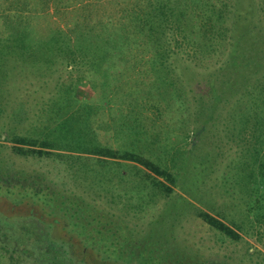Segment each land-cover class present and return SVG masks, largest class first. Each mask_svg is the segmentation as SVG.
Here are the masks:
<instances>
[{"label": "rangeland", "instance_id": "374dc122", "mask_svg": "<svg viewBox=\"0 0 264 264\" xmlns=\"http://www.w3.org/2000/svg\"><path fill=\"white\" fill-rule=\"evenodd\" d=\"M18 1L21 4L0 0V30L9 21L18 20L23 25L28 23L43 38L50 27L66 30L78 21L87 26L109 20L120 22L119 10L128 4V0H26L27 5L21 9L24 0ZM64 3L69 6L63 7ZM260 4L262 0H244L238 8L251 6L250 22L258 36L264 34ZM233 35L229 29L222 52L219 50L200 67L191 62L188 65L184 59L177 61L179 68L189 69L183 77L188 80L184 84L188 108L181 116H161L150 104L141 107L138 103L135 107L141 111L151 145L160 143L149 155L155 159L158 155L177 177L170 195L156 187L151 196L150 186L146 187L141 177L147 170L136 163L112 159L99 162L96 157L82 160L73 153L64 157L14 153L9 141L12 135L49 138L51 97L63 79L74 80L77 74L61 64L51 72L50 67L39 68L8 54L6 77L2 78L5 83L1 81L4 96L0 99V247L6 245L8 250H0L4 254L0 264H81L84 260L95 264H123L126 260L135 264H264V249L257 235L241 232L242 238L232 241L198 216L199 210L214 214V210L229 212L234 206L232 194L225 193L223 178L239 151L224 129L225 119L203 124L205 129L197 134L198 124L194 123L199 99H209V82L213 78L220 82L215 72L231 49ZM126 73L122 94L136 89L139 82L138 73ZM82 89L81 98L89 100L92 91L88 86ZM110 98V103L95 112L104 126L113 124L122 112L120 107L126 111L135 101L124 97L121 104L119 98ZM234 99L230 98L222 114ZM178 116L180 122L185 121L181 128L174 126ZM103 131L105 134L99 132L98 137L104 143L133 150L128 134L115 139L113 129L105 127ZM166 141L175 144V151L180 149L175 160L174 149L162 150ZM183 150L188 151L189 158H183ZM235 197L240 203L239 195ZM229 213L241 218L239 210ZM55 218H60L57 226L53 224ZM95 244L98 250L92 248Z\"/></svg>", "mask_w": 264, "mask_h": 264}, {"label": "trees", "instance_id": "16d2710c", "mask_svg": "<svg viewBox=\"0 0 264 264\" xmlns=\"http://www.w3.org/2000/svg\"><path fill=\"white\" fill-rule=\"evenodd\" d=\"M243 1L128 0L119 10L122 12L120 22L109 20L87 26L86 22L78 21L66 25V30L60 26L50 27L44 38L36 35L28 23L9 21L0 30V99L4 96L1 81L6 77L8 54L39 68L50 67L51 72L61 64L77 74L74 80L65 78L57 84L51 97L49 138L12 135L9 140L12 151L20 155L58 157L73 153L78 154L76 159L82 160L96 157L99 162L112 159L136 163L147 170L145 177L141 176L146 187L150 186L151 191L157 187L163 194L170 195L177 185V177L162 164L158 155L157 159L149 155L151 148L160 143L151 145L153 141L146 135L149 133L142 124L141 111L135 107L138 103L141 107L150 104L161 116L174 113L181 116L188 108L184 85L188 80L183 77L189 74V69L188 66L179 68L177 61L184 59L188 65L191 62L200 67L217 56L219 50L222 52L230 29L234 33L231 49L215 72L220 82L214 78L209 82L206 94L209 99H199L194 123L198 124L197 134L205 129L203 124L225 119L224 129L232 135L230 139L235 141L239 151L223 178L225 193L232 194L234 201L229 212L239 210L241 218L225 210H214V214L199 210L198 216L232 241L240 240L241 232L257 235L264 249V34L258 36L250 22L251 6L238 9ZM17 3L21 4L18 0ZM262 3L260 7L264 11V0ZM25 4L26 0L21 9ZM68 6V3L63 5ZM229 19L234 21L229 23ZM129 70L139 74V82L136 89L122 94ZM84 86L93 93L89 100L81 98ZM112 95L114 99L119 98L117 102L121 104L123 99L120 98L133 97L134 105L126 111L120 107L122 112L113 124L104 126L97 121L95 112L110 103ZM230 98L235 99L222 114ZM179 116V124L174 126L181 128L180 124L185 121L180 122ZM105 127L114 130L115 139L128 134L133 150L121 144L113 147L99 139L98 133L105 134ZM146 144L149 152H145ZM163 144L162 150L174 149L175 144L169 141ZM178 151L180 149L176 148L173 160ZM83 154L85 156L80 157ZM183 158H189L187 150H183ZM149 194L153 196V191ZM235 195H239L240 203ZM58 222L60 218L53 220L55 226ZM92 248L98 250L96 244ZM0 250L7 252L8 246H1ZM3 257L0 253V263ZM122 262L135 264L128 260Z\"/></svg>", "mask_w": 264, "mask_h": 264}, {"label": "flooded vegetation", "instance_id": "af4514ba", "mask_svg": "<svg viewBox=\"0 0 264 264\" xmlns=\"http://www.w3.org/2000/svg\"><path fill=\"white\" fill-rule=\"evenodd\" d=\"M83 262H84V263H86V261H85V260H84Z\"/></svg>", "mask_w": 264, "mask_h": 264}]
</instances>
